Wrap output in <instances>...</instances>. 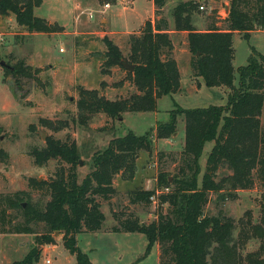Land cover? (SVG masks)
<instances>
[{
	"label": "trees",
	"instance_id": "obj_1",
	"mask_svg": "<svg viewBox=\"0 0 264 264\" xmlns=\"http://www.w3.org/2000/svg\"><path fill=\"white\" fill-rule=\"evenodd\" d=\"M151 1L154 20H147L139 34H130L127 59L112 40L107 36L102 38L105 69L101 73L108 74L114 67L125 71L123 62L133 65L134 70L126 73L135 88L134 93L127 98L110 100L95 89L79 88L76 107L80 122L85 123L98 113L113 119L123 113L154 112L157 100L180 90L179 69L172 55L168 24L160 17L166 0ZM225 2L228 14L223 19L224 29L210 25L204 32L197 31L192 20L198 10V3L194 1L179 2L173 9V18L174 30L187 33L186 49L192 77L209 88L226 87L229 90L226 104L191 109L178 107L171 111L169 121L158 124L153 133L128 132L112 139L103 151L94 153L90 172L80 183L77 174L80 157L75 141L47 137L44 146L33 147L29 154L36 167L41 168L50 160L57 161V167L48 181L38 183L29 179V191L0 194V233L34 235L40 247L43 243H53L52 234L58 232L63 246L75 256V264H91L87 254L76 246L75 237L102 229L105 218L98 198L107 200L115 194V176L119 175L122 181L133 180L138 155L143 149L149 151L152 136L157 140L171 138L177 132V116L183 115L184 145L178 172L172 180L167 174H158L155 190L135 191L131 199L134 204L149 205L153 196L161 206L167 205L168 211L160 212L148 225L114 214L117 225L110 232L143 234L147 240L144 256L157 244L159 264H264V197L259 221L251 222V213L246 212L248 219L236 240L232 219L222 214H204L210 193L226 200L234 199L238 191L252 189L255 185L264 189V125L261 123L264 55L252 50L245 66L235 70L232 64L233 35L245 34L246 38L252 32L264 31V0ZM41 3L42 0H0V16L12 14L16 24L28 34L63 32L57 24L34 15V9ZM9 66L10 69L3 68L4 75L11 76L15 84L19 79H31L41 86L37 77L40 69H33L23 61ZM39 123L53 132L67 125L46 119H40ZM207 143H212V147L201 172L200 159ZM6 156L0 150V159ZM220 168L230 173L217 180ZM34 191H43L42 195L49 200L44 205L33 202L31 193ZM262 193L264 195V191ZM40 223L45 226L43 234L34 229ZM248 239L257 240L259 248L243 256L240 249ZM39 247L31 248L23 259L11 264H36L41 255Z\"/></svg>",
	"mask_w": 264,
	"mask_h": 264
},
{
	"label": "rangeland",
	"instance_id": "obj_2",
	"mask_svg": "<svg viewBox=\"0 0 264 264\" xmlns=\"http://www.w3.org/2000/svg\"><path fill=\"white\" fill-rule=\"evenodd\" d=\"M181 1L198 3V10L192 16L196 30L205 31L210 25L224 29L226 22L223 19L228 14L225 0H166L160 17L167 21L168 29L172 31V55L179 69L180 90L157 100L155 113H123L113 119L98 113L85 123L78 119L76 102L79 88L95 89L110 100L127 98L134 93L135 88L127 77L126 69L114 67L108 74L101 73L105 69L102 38L107 36L112 40L127 59L128 38L130 34H139L143 27L141 25L153 17L152 1L42 0L41 5L34 9V15L63 27L64 34L56 35L28 34L16 24L12 14L0 16V150L7 155L0 159V194L29 191V179H35L38 183L50 180L58 162L50 160L39 168L29 154L33 147L44 146L47 137L75 141L81 163L77 166L80 183L90 172L94 153L103 151L112 139L128 132L137 135L153 133L158 124L169 121L171 111L178 107L191 109L226 104L229 92L226 87L209 88L202 81L198 87L191 75L186 34L174 30L173 9ZM104 2L110 4L108 9H103ZM89 14L92 18H89ZM244 35L235 33L232 38L235 70L247 64L252 50L264 55V31L252 32L246 38ZM17 61L40 69L37 77L41 86L31 79H19L15 84L11 76L4 75L1 62L5 65L9 63V66ZM262 113L261 123H264V103ZM40 119L61 121L67 125L63 130L53 132L41 126ZM176 126V133L183 134V115L177 116ZM173 136L163 140L152 136L149 151L143 149L138 155L134 179L122 181L119 175L115 176V194L107 200L98 198L105 218L102 229L75 237L76 246L87 254L91 264H159L160 249L157 244L149 255L144 256L147 240L143 234L110 231L117 225L114 214L121 219H137L148 225L157 219L160 212L165 214L168 211V206H161L158 201L146 205L134 204L131 199L135 191L155 190L158 174H167L172 180L178 172L183 146L179 138L175 135L173 139ZM211 147L212 143L204 147L200 159L201 172ZM229 173L225 168H220L216 179ZM263 191V188L255 185L252 189L238 191L234 199L226 200L210 193L204 214H222L232 219L235 223L233 238L236 240L241 226L248 219L246 212L251 213V222L259 221ZM42 193L32 192V201L44 205L49 197ZM34 229L38 234L45 232V226L41 223ZM35 239L34 235L0 233V264L23 259L31 248L39 247ZM52 239L53 243H43L39 247L41 255L36 264H45L46 260L50 261L49 264H75V256L63 246L62 235L55 232ZM241 247V255L245 256L257 251L259 242L248 239Z\"/></svg>",
	"mask_w": 264,
	"mask_h": 264
},
{
	"label": "crops",
	"instance_id": "obj_3",
	"mask_svg": "<svg viewBox=\"0 0 264 264\" xmlns=\"http://www.w3.org/2000/svg\"><path fill=\"white\" fill-rule=\"evenodd\" d=\"M154 9V8H153ZM153 18V17H152ZM152 18H149V19H152ZM105 22H106V24H107V20H105ZM51 23V22H50ZM141 26H143V24L141 25ZM63 28V27H62ZM194 28L196 29V27L194 26ZM197 31H199V32H204V31H201V30H197ZM169 32V34L170 33H172V31H168ZM64 34V30H63V32H61V34ZM182 33H185L186 34V36H187V33L186 32H182ZM57 33H54V35H56ZM104 34H106V32H104ZM49 35H53V34H49ZM60 50V49H59ZM234 55H235V52H234ZM234 60V59H233ZM232 64H233V62H232ZM235 69V68H234ZM196 82H199V84H200V82H201V80L200 79H198V81H196ZM176 94V93H175ZM165 97V96H164ZM119 98V97H118ZM149 113H155V111L154 112H149ZM154 116H156V114H154ZM263 116V113L261 114V117ZM263 125H264V123H262ZM185 129V128H184ZM137 135V134H136ZM176 135V137L177 138H179V140H180V142H181V145L183 146L184 145V132H183V134H179V133H176L175 134ZM175 135L173 136V139L175 138ZM160 140H163V139H160Z\"/></svg>",
	"mask_w": 264,
	"mask_h": 264
},
{
	"label": "water",
	"instance_id": "obj_4",
	"mask_svg": "<svg viewBox=\"0 0 264 264\" xmlns=\"http://www.w3.org/2000/svg\"><path fill=\"white\" fill-rule=\"evenodd\" d=\"M1 65L4 66L5 68L10 69V66L5 65L3 62H1ZM123 67H124L127 71H129V72H132V71L134 70V66L131 65V64H129V63H127V62H123ZM80 164H81V163H80ZM80 164H79V165H80ZM22 205L25 206L24 203H23Z\"/></svg>",
	"mask_w": 264,
	"mask_h": 264
},
{
	"label": "built area",
	"instance_id": "obj_5",
	"mask_svg": "<svg viewBox=\"0 0 264 264\" xmlns=\"http://www.w3.org/2000/svg\"><path fill=\"white\" fill-rule=\"evenodd\" d=\"M122 1H125V0H122ZM110 7V4L108 3V2H104L103 3V9H108ZM89 18H92V15L91 14H89ZM60 52H62V49H60ZM153 203H155L156 202V200L154 199V197H152L151 199H150ZM155 200V201H154ZM50 263V261L49 260H46L45 261V264H49Z\"/></svg>",
	"mask_w": 264,
	"mask_h": 264
}]
</instances>
